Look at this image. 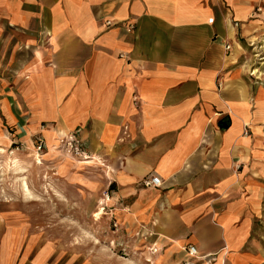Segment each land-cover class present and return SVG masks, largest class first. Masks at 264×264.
<instances>
[{
    "label": "crops",
    "instance_id": "obj_1",
    "mask_svg": "<svg viewBox=\"0 0 264 264\" xmlns=\"http://www.w3.org/2000/svg\"><path fill=\"white\" fill-rule=\"evenodd\" d=\"M263 126L264 0H0V153L42 141L56 207L102 206L118 264H264ZM74 245L10 231L0 264Z\"/></svg>",
    "mask_w": 264,
    "mask_h": 264
},
{
    "label": "rangeland",
    "instance_id": "obj_2",
    "mask_svg": "<svg viewBox=\"0 0 264 264\" xmlns=\"http://www.w3.org/2000/svg\"><path fill=\"white\" fill-rule=\"evenodd\" d=\"M10 156L16 155H10L8 151L0 153V235L10 231L21 237L38 233L57 238L60 243L74 242L75 257L70 264H81L82 253L90 254L92 264H118V255H121L118 252V227L104 220L101 206L92 213L83 212L76 206L71 211L61 203L57 208L52 191L55 184L45 162L37 164L34 155L18 156V163L25 170L18 175L10 165ZM18 177L27 183L29 198L22 195ZM105 191L110 196L108 190H102L101 197ZM74 199L78 201L77 196Z\"/></svg>",
    "mask_w": 264,
    "mask_h": 264
},
{
    "label": "built area",
    "instance_id": "obj_3",
    "mask_svg": "<svg viewBox=\"0 0 264 264\" xmlns=\"http://www.w3.org/2000/svg\"><path fill=\"white\" fill-rule=\"evenodd\" d=\"M56 147L59 149V151H62V153L68 158H73L79 161H85L90 158L85 152V150L82 148L81 141L75 133H70L68 135L58 137L56 140ZM45 149V144L42 141H38L35 145V156H39L40 158V154H42ZM144 185L158 186L159 180L157 177H151L150 179L144 181ZM108 197V192L105 191L102 193V201L107 200ZM102 209L103 207L101 206V210ZM186 251L191 256L196 255V250L193 246H187Z\"/></svg>",
    "mask_w": 264,
    "mask_h": 264
},
{
    "label": "bare ground",
    "instance_id": "obj_4",
    "mask_svg": "<svg viewBox=\"0 0 264 264\" xmlns=\"http://www.w3.org/2000/svg\"><path fill=\"white\" fill-rule=\"evenodd\" d=\"M2 151V150H0ZM35 162L37 164H40V159L39 156H35ZM10 165L13 166V168L15 169L16 173L18 175H21L25 170L23 169V166L19 165V159L16 156H11L9 159ZM17 181H20V186H21V192L22 195L25 198H29L31 196L30 191L28 189L27 183L25 182V180L23 178L18 177Z\"/></svg>",
    "mask_w": 264,
    "mask_h": 264
}]
</instances>
